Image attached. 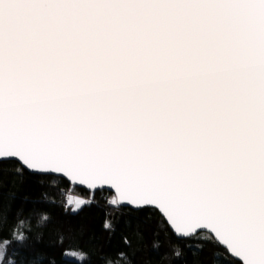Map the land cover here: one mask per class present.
Segmentation results:
<instances>
[{
  "label": "snow or ice",
  "instance_id": "obj_1",
  "mask_svg": "<svg viewBox=\"0 0 264 264\" xmlns=\"http://www.w3.org/2000/svg\"><path fill=\"white\" fill-rule=\"evenodd\" d=\"M57 182L106 264H264V0H0V264L88 259Z\"/></svg>",
  "mask_w": 264,
  "mask_h": 264
},
{
  "label": "trees",
  "instance_id": "obj_2",
  "mask_svg": "<svg viewBox=\"0 0 264 264\" xmlns=\"http://www.w3.org/2000/svg\"><path fill=\"white\" fill-rule=\"evenodd\" d=\"M61 188H63V185L57 182L56 186L50 187L47 192V195L57 203L55 206L48 208L52 220L48 228L45 229V242L56 240V229H61L64 232L70 230L78 231L83 224L86 227V231L78 237L79 249L66 248L65 250L69 252L83 250L90 255L87 260H82V258L75 255L66 256L63 259V264H106V259H101L100 257L103 253L111 252L113 247L120 243L118 236L110 240L109 234L105 233L101 226L103 219H105L106 212L114 207L107 204L110 194L108 192L103 194L97 193L95 197L96 203L94 205L85 208L79 215H69L62 211L63 203L66 202L67 198L70 196L87 199V191L72 185H69L68 188H64L63 191L60 190ZM7 190V188H4L2 191L7 192ZM33 195H35V192H33ZM68 207L71 208L72 205H68ZM110 219L114 221L119 219L120 225H122L124 217L120 213L113 211V215ZM31 222L34 225L36 223L35 218H32ZM8 227L9 225H5V230H7ZM150 243L151 241H149V245ZM166 251V248L160 250L161 253ZM9 253L11 254V249H9ZM110 258L113 260H120L121 264H124V258L119 255ZM158 258L159 257L155 254V250L149 251V249L146 248L136 256V261L137 264H145L146 261H156ZM164 264H168V262L165 261ZM175 264H180V262L177 260Z\"/></svg>",
  "mask_w": 264,
  "mask_h": 264
},
{
  "label": "rangeland",
  "instance_id": "obj_3",
  "mask_svg": "<svg viewBox=\"0 0 264 264\" xmlns=\"http://www.w3.org/2000/svg\"><path fill=\"white\" fill-rule=\"evenodd\" d=\"M73 200L75 199H80V197H77V196H70Z\"/></svg>",
  "mask_w": 264,
  "mask_h": 264
},
{
  "label": "water",
  "instance_id": "obj_4",
  "mask_svg": "<svg viewBox=\"0 0 264 264\" xmlns=\"http://www.w3.org/2000/svg\"><path fill=\"white\" fill-rule=\"evenodd\" d=\"M75 187V186H74ZM77 188H80V189H84L82 186L81 187H77ZM85 190V189H84ZM86 191H88V190H86Z\"/></svg>",
  "mask_w": 264,
  "mask_h": 264
}]
</instances>
